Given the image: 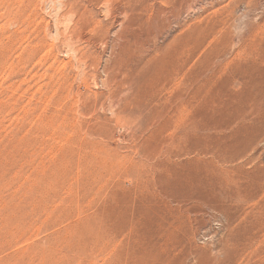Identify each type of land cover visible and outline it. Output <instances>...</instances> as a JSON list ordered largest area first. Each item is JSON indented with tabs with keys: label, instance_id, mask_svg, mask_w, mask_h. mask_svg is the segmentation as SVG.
<instances>
[{
	"label": "rangeland",
	"instance_id": "1",
	"mask_svg": "<svg viewBox=\"0 0 264 264\" xmlns=\"http://www.w3.org/2000/svg\"><path fill=\"white\" fill-rule=\"evenodd\" d=\"M0 264H264V0H0Z\"/></svg>",
	"mask_w": 264,
	"mask_h": 264
}]
</instances>
